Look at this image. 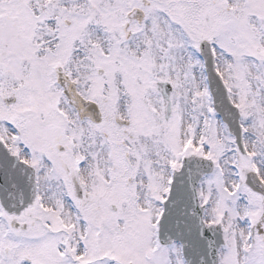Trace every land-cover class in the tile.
<instances>
[{
    "label": "snow or ice",
    "instance_id": "obj_1",
    "mask_svg": "<svg viewBox=\"0 0 264 264\" xmlns=\"http://www.w3.org/2000/svg\"><path fill=\"white\" fill-rule=\"evenodd\" d=\"M0 264H264V0H0Z\"/></svg>",
    "mask_w": 264,
    "mask_h": 264
}]
</instances>
